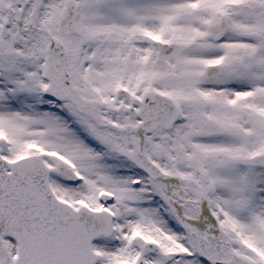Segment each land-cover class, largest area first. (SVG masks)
Wrapping results in <instances>:
<instances>
[{
  "label": "snow or ice",
  "instance_id": "snow-or-ice-1",
  "mask_svg": "<svg viewBox=\"0 0 264 264\" xmlns=\"http://www.w3.org/2000/svg\"><path fill=\"white\" fill-rule=\"evenodd\" d=\"M0 264H264V0H0Z\"/></svg>",
  "mask_w": 264,
  "mask_h": 264
}]
</instances>
